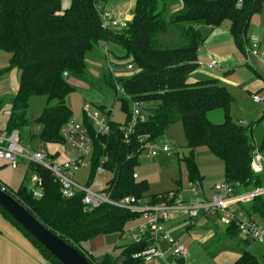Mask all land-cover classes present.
<instances>
[{"label": "trees", "instance_id": "trees-1", "mask_svg": "<svg viewBox=\"0 0 264 264\" xmlns=\"http://www.w3.org/2000/svg\"><path fill=\"white\" fill-rule=\"evenodd\" d=\"M121 1L72 0L70 9L62 11L60 0H0V51L11 55L7 68L0 70V79L13 69L20 72L5 131L20 132L28 124L30 99L44 97L46 105L37 120L42 126L39 145H63V128L72 119L67 99L75 92L73 80L104 94L109 90L127 116L124 126L109 123L107 134H99L86 114L82 124L93 143L92 178L100 167L112 176L105 191L113 201L135 197L157 204L167 200L168 193L149 195L147 183L134 175L147 145L178 122L183 125L190 150L183 166L191 184L202 186L194 154L198 149H207L225 164L224 182L233 186L236 195L264 188V172L254 175L251 169L255 148L264 158V141L258 146L251 135L252 125L232 121L230 106L234 98L227 86L217 80L189 82L200 68L197 54L208 37L207 31L211 33L225 22L230 23L237 49L248 56L247 32L252 17L264 9V0H175V9L170 0H136L133 18L126 28H105L101 9ZM168 37L175 38L171 46ZM112 45L123 51L121 60L130 61L124 73L117 74L109 63ZM95 57L107 67L109 63V72L101 78L87 70L88 59ZM128 66L132 69L127 70ZM117 85L123 91L121 96ZM139 103L145 120L126 138L122 128L129 125L133 106ZM2 104L0 100V111ZM98 109L103 113L107 110L103 105ZM216 110H223L224 123L208 120V114ZM24 167L27 176L17 191L1 182L0 187L90 264H114L111 256L99 263L92 260L83 244L109 234L121 238L141 222L140 216L111 205L86 209L81 193L73 199L61 195L59 183L49 170L35 164ZM29 176L41 179L40 198L29 191ZM239 210L254 220L256 214L264 213V195L240 203ZM0 216L39 251L45 264H60L2 209ZM228 228L230 236L238 235L235 227ZM153 244L144 237L140 243L122 246L124 264H143L133 256ZM235 264L261 262L245 251Z\"/></svg>", "mask_w": 264, "mask_h": 264}, {"label": "rangeland", "instance_id": "rangeland-1", "mask_svg": "<svg viewBox=\"0 0 264 264\" xmlns=\"http://www.w3.org/2000/svg\"><path fill=\"white\" fill-rule=\"evenodd\" d=\"M60 2L62 11L70 9L72 0H60ZM169 3L174 5L177 2H172V0H170ZM135 6L136 0H123L118 3H110L101 10L105 13H109L110 16L114 17L115 19L126 20L123 19V17L130 13L132 14V17H127L133 18ZM131 20L132 19H127L126 21L129 22ZM228 23L229 22H225V25H228ZM209 33L210 32L207 31L208 35ZM247 38L249 39L250 43L258 38L257 41L262 43V53H264V9L260 14L254 15L252 17L247 32ZM174 42V37L167 38V43L169 46L173 45ZM239 56L242 60V64L239 65L238 69L244 68L245 70L250 71L254 77L252 82L256 80L257 82L261 81L259 83H264V61L259 63L257 62L256 67L254 65L252 66V68H254L255 72L257 73L255 74L252 70L247 68L249 67L247 66L249 62L254 60L253 57L249 54L247 58V56L243 55L242 53ZM122 57L123 51L112 45L110 47L108 60L112 65L111 67L113 68V71H115L117 74L124 73V66L130 62L129 60H121ZM94 59L96 60L88 59L87 70L90 75L96 78H101L106 72H109V63L108 68L106 63L105 65L96 57ZM200 65H202V63H200ZM199 70L204 71L202 72L203 74L201 76L202 80L203 78L207 79V74L212 75L216 72L203 67H200ZM71 82L75 87V92H73L67 99L68 106L72 111L71 121L82 125L85 118V110L88 109L90 111V115L98 114L99 121L109 122L118 126L125 125L127 116L122 110L121 102L118 101L115 96H112V94L110 95L109 90H105L107 94H104L103 92L92 90L88 86L74 82L73 80ZM255 89L256 88L251 87L249 90L250 92H254ZM233 92L235 101L230 106V116L232 121L237 124H243L244 126L252 125V127H254L253 132L251 133V130H249L248 133H251L254 142L258 146H261L264 141V103L254 102L252 100L251 93L249 91H245V89L238 88V90ZM257 94L263 97L264 88L260 90V92H257ZM121 95L122 93L119 92V96ZM45 105L46 99L44 97H33L30 99L29 109L26 115L28 124L20 130L22 142L24 146L29 147L31 151L44 150L56 164H62L66 161L69 162L71 157L68 155V151L65 150V147L62 144H48L46 147L39 145V137L42 126L37 122V120L39 119ZM101 105L106 106V109L111 112L110 115L103 114L102 111L98 109V106ZM208 120L213 124L224 123L223 110H216L209 113ZM94 127L97 129L96 125H94ZM150 147L155 149L157 156H150L149 154L151 150L146 148L140 155L138 165L135 168V172L139 176L138 180L145 181L147 183L148 194H175L178 199L184 203H192L193 201L197 203L201 201L203 198L202 188L197 194V188L195 185L189 182L186 169L183 166L184 159L190 156V150L187 148V142L182 123L178 122L169 126L164 134L158 137ZM163 147H168L170 152L164 153L162 151ZM194 159L202 179L204 192L206 196L209 197L214 192V189H216V186L222 182L213 183L214 181L208 180V178H212L215 175H221L223 173L225 174V164L210 153L198 151L195 152ZM84 160L89 167L88 169H82L75 172L76 182L83 186H91V179L96 178L95 180L97 182L106 187L112 176L108 173H100L92 178L93 153L88 155ZM103 161L104 160L102 159V162ZM4 167L9 168L8 166ZM93 190L98 191L99 189L93 187ZM29 191L31 192L30 187ZM209 220L212 222H219L218 218L213 216L209 217ZM196 222L197 220L194 221L195 224ZM183 223L186 224V226H181L182 231L184 228L186 230L187 227L192 225L193 220L186 218ZM138 234L139 231H137L135 235ZM135 237L136 236H134L131 232H129V234H125L124 240L120 238L119 234H109L106 236L105 243L103 245L100 244L101 242H97L99 244L98 246L94 240L84 243L83 247L88 249V251L91 250L95 257L106 255L116 257L118 254L120 255L119 248L121 246L131 245L132 243L136 242ZM46 263L51 264L49 262Z\"/></svg>", "mask_w": 264, "mask_h": 264}, {"label": "built area", "instance_id": "built-area-1", "mask_svg": "<svg viewBox=\"0 0 264 264\" xmlns=\"http://www.w3.org/2000/svg\"><path fill=\"white\" fill-rule=\"evenodd\" d=\"M101 17L105 28L120 30L127 27L128 21L115 19L107 12L101 13ZM249 54L253 57H264L260 49V43L257 40H253L249 44ZM202 66L209 70H215L219 67V64L217 61L212 60L210 63ZM131 69V66L127 67V70ZM117 89L123 94L119 85H117ZM253 101L264 103V99L258 95L253 96ZM141 106V103L133 106L131 121L128 126L122 128L127 133L126 138L128 133L132 132L139 122L145 120L140 111ZM108 112L109 110H106L105 113H102L107 115ZM85 114L92 121L93 125L97 126L96 130L99 134L109 133V122L99 121L98 114L90 115L88 109L85 110ZM7 116H10V112L7 113ZM62 135L64 140L63 146L68 151L71 160L62 164H56L44 150L31 151L29 147H25L19 131L14 130L11 133L5 130L0 131V163L8 166L11 170H18L28 164L39 165L49 170L59 183L61 195L64 198L73 199L81 193L83 195L82 203L86 209L92 210L103 205H111L139 215L141 220L139 225L131 227L125 234L131 232L136 236V243H140L144 237L149 238L154 243L149 248L133 256L143 264L164 257V253L158 246L162 241L168 243L172 255L176 259L185 255V246L165 232V224L181 215H185L188 219L193 220L192 224L200 217L219 215L222 224L226 227H235L242 239L256 244H264V231L262 228L244 212L239 210L240 203H248L259 196H263L264 188L236 195L233 186L222 182L216 186L212 197L197 203L195 201L184 203L175 194H169L167 200L157 204H152L146 198L137 199L135 197H126L120 201H113L111 194L105 191V187L97 182L96 178L92 181L91 186L80 185L75 180L76 171L88 169L89 166L84 159L93 153V143L87 129L83 125L69 121L63 128ZM150 146L151 144H148L146 147L151 150L149 155L152 157L157 156L155 149ZM162 151L169 153L170 149L163 147ZM251 169L254 175H260L264 172V158L258 148H255L253 152ZM100 173L105 174L106 171L101 167L97 170V174ZM134 178L137 179L138 175H134ZM195 186L198 194L201 185L196 183ZM93 187L99 190L94 191ZM30 190L35 198L41 197V179L39 177L34 176L31 179ZM137 231H139V234L135 235Z\"/></svg>", "mask_w": 264, "mask_h": 264}, {"label": "crops", "instance_id": "crops-1", "mask_svg": "<svg viewBox=\"0 0 264 264\" xmlns=\"http://www.w3.org/2000/svg\"><path fill=\"white\" fill-rule=\"evenodd\" d=\"M172 2H175V0H172ZM173 7L174 9L177 8L178 4H174ZM127 16L132 17V14L130 13L125 15L123 19H132ZM222 26L209 33L203 48H201L197 54V61L199 65L200 63H202V65H206L212 60L217 61L219 67L215 70H212L213 72L216 71L214 74H207V79L217 80L220 83L226 85L228 90L231 92L234 101L235 96L233 91L240 88L250 92L249 89H251V87L256 88L254 92H250L253 100V96H260L257 94V92H260V90L264 88V83H259L261 81L257 82L256 80L252 82L254 77L250 71H247L244 68L238 69L239 65L242 64V60L239 56L241 52L235 46L233 37L230 33V23H228V25H225L224 23ZM260 49L262 52L261 42ZM10 58V54L0 51V70L7 68ZM263 58L264 57H253L254 60L249 62L247 65L249 67L247 68L257 74L252 66L254 65L256 67L257 62L259 63L264 61ZM202 65H200V67H203ZM202 72L204 71L197 70L190 76L189 82L207 81V79L204 78L202 80ZM19 80L20 72L17 69L9 71L0 79V100L3 102L0 111V131L6 130L9 120L7 113L12 109V102L19 88ZM262 98L264 99V96ZM197 151L210 153L207 149H198ZM4 166L5 165H3V163H0V182L5 184L11 190L17 191L27 176V168L24 167L18 170H11ZM32 178L33 177L31 176L29 179ZM208 180H213V183L224 182L225 174L223 173L221 175H215L212 178H208ZM29 182L30 183L28 186L30 187L31 181ZM201 188L203 193V198L201 200L209 199L215 192L214 189V192L211 194V196L207 197L204 192L203 185ZM212 216L218 218L219 222L217 223L210 221L209 217ZM186 218L187 217L185 215H181L175 220L165 224V232L185 246L186 253L183 257H181L185 260V264H235L242 257L245 251L253 253L259 259L261 264H264V244H256L251 241H246L239 235L234 237L230 236L228 232L229 228L222 224L219 215L200 217L197 219L196 224L194 223L190 225L186 230L183 227L184 229L182 231L181 226H186V224L183 223ZM254 221L264 231V213L262 215L259 213L256 214L254 216ZM137 225H139L138 222ZM105 238L106 236H101L91 241L95 240L96 244L99 246L97 242H101L100 244L103 245L105 243ZM121 239L124 240V237H121ZM158 246L164 253V257L154 259L147 264H176L177 260L181 259H176L172 255L168 243L162 241ZM85 250L89 253L88 255L90 258L97 263L102 262L106 257L109 256L106 255L95 257L91 250H89L90 252L86 248ZM113 259L114 264H124V258L121 249L120 255L118 254L116 257H113ZM0 264H45L39 251L18 230L12 227L1 216Z\"/></svg>", "mask_w": 264, "mask_h": 264}, {"label": "water", "instance_id": "water-1", "mask_svg": "<svg viewBox=\"0 0 264 264\" xmlns=\"http://www.w3.org/2000/svg\"><path fill=\"white\" fill-rule=\"evenodd\" d=\"M0 209L7 213L60 264H90L79 251L46 228L22 204L1 187ZM176 264H185V260L183 258L178 259Z\"/></svg>", "mask_w": 264, "mask_h": 264}]
</instances>
